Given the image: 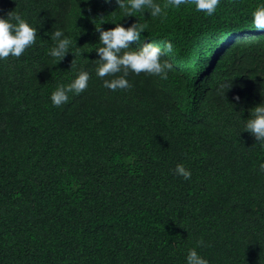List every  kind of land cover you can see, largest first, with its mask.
<instances>
[{
  "label": "trees",
  "instance_id": "obj_1",
  "mask_svg": "<svg viewBox=\"0 0 264 264\" xmlns=\"http://www.w3.org/2000/svg\"><path fill=\"white\" fill-rule=\"evenodd\" d=\"M261 3L221 0L206 15L186 0L123 17L115 0H0V16L38 30L19 58L0 60V264H185L193 247L210 264H264V149L242 130L264 100V36L216 57L202 47L251 30ZM136 20L146 30L131 46L170 41L161 58L173 69L166 80L129 72L131 87L110 90L112 77L95 74L96 25ZM58 27L75 55L54 64ZM80 70L88 87L52 105Z\"/></svg>",
  "mask_w": 264,
  "mask_h": 264
},
{
  "label": "clouds",
  "instance_id": "obj_2",
  "mask_svg": "<svg viewBox=\"0 0 264 264\" xmlns=\"http://www.w3.org/2000/svg\"><path fill=\"white\" fill-rule=\"evenodd\" d=\"M192 2L197 12L212 15L221 0H192ZM115 3L123 11V17L135 15V13L146 9L151 17H158L162 15L165 7L179 8L186 3V0H167L163 6L160 0H115ZM251 18L253 25L251 30L230 31L218 35V42L214 46L210 41L207 45L202 46L205 55L208 52L211 53L212 57H216L223 45L229 48L245 41V39L259 35L264 36V3L252 11ZM145 30L146 25L139 23L138 20L127 26L117 22L114 27L108 29H103L101 23L96 25L100 46L95 47L98 55V58L95 59L97 62L95 74L101 78L112 77L103 80L104 87L113 91L131 87L127 79L129 72L135 74L143 72L158 76L162 80L168 78V73L173 69V64L161 57L165 52L172 51L173 45L170 41L164 42L163 50L159 44L151 40L136 47L131 46L132 41L139 40L141 33ZM37 31V27L29 23L19 13L9 11L7 15L0 16V60L9 56L19 58L28 47L36 42ZM50 39L53 41V45L48 49V55L54 58V64L61 61L69 52L75 55L71 51L73 38L66 35L64 29L55 28L50 33ZM73 64L72 59L70 67ZM202 68L201 65L200 69ZM89 78L88 71L80 70L69 82L58 84L50 93L52 105L59 107L68 102L70 93H81L88 87ZM230 86V83L226 82L220 85L221 88H224V92ZM237 99L239 98L237 97ZM249 113L242 130H246L254 136L255 141L259 142V147L264 149V100L250 108ZM258 168L260 172H264V161L259 163ZM174 174L183 179H189L192 173L183 163H177ZM203 244L202 239L197 241V246H203ZM185 264H210V262L193 247L187 251Z\"/></svg>",
  "mask_w": 264,
  "mask_h": 264
}]
</instances>
